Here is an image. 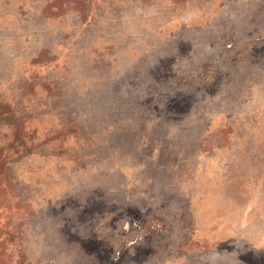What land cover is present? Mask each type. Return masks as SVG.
I'll return each instance as SVG.
<instances>
[{
    "label": "rangeland",
    "instance_id": "374dc122",
    "mask_svg": "<svg viewBox=\"0 0 264 264\" xmlns=\"http://www.w3.org/2000/svg\"><path fill=\"white\" fill-rule=\"evenodd\" d=\"M0 264H264V0H0Z\"/></svg>",
    "mask_w": 264,
    "mask_h": 264
}]
</instances>
